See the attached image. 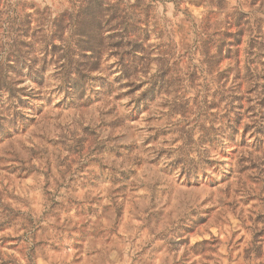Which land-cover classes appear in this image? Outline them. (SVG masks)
Masks as SVG:
<instances>
[{
    "label": "rangeland",
    "instance_id": "rangeland-1",
    "mask_svg": "<svg viewBox=\"0 0 264 264\" xmlns=\"http://www.w3.org/2000/svg\"><path fill=\"white\" fill-rule=\"evenodd\" d=\"M84 1L0 0V64ZM99 1L148 72L128 87L104 59L83 104L62 101L50 66L42 91L9 74L24 103L0 98V264H264V87L235 78H264V0ZM239 30L209 63L206 37ZM151 76L162 87L135 103Z\"/></svg>",
    "mask_w": 264,
    "mask_h": 264
},
{
    "label": "trees",
    "instance_id": "trees-1",
    "mask_svg": "<svg viewBox=\"0 0 264 264\" xmlns=\"http://www.w3.org/2000/svg\"><path fill=\"white\" fill-rule=\"evenodd\" d=\"M108 12V9H103L99 0H86L79 6L75 15L70 14L67 17L64 15L53 21L48 41L42 40L39 43L41 50L32 54L31 51L13 52L11 59H7L5 64H0V98L6 95V105L13 109L15 104L24 103L23 90L15 88L16 83L14 79H10L9 74L15 72L18 78L25 74L33 80L39 91H42L46 82V67L50 66L53 68L52 77L57 84L55 92L62 93V101L72 100L83 104L86 87L94 79H99L96 75L100 73L101 63L110 57L115 59L113 66L117 68L119 78L126 79L127 86L132 87L134 77L138 73L147 74L149 65L145 58L140 56L137 40H130L127 36L125 19L116 18L115 13L110 17ZM26 26L19 25L20 38L25 39ZM216 37L208 36L201 44L204 48L217 50L216 55L208 57L211 64L217 65L222 61L221 55L224 50L225 54H229L232 53L233 47L239 48L245 43L242 30L233 34L224 33L218 39ZM55 40L58 42L57 45L54 43ZM248 43L250 45L243 49L246 58L251 59L254 55L258 57L263 47L259 37L250 39ZM236 53L237 49L234 50V55ZM244 67L245 65L242 71ZM19 68L21 71L17 70ZM252 72L254 70L245 67L244 76L240 80L237 73L235 78L239 88L242 84L246 91H256L264 87V78L262 80L261 77L252 75ZM162 83L161 77L156 79L151 76L145 83L146 88L139 93L134 102L138 103L150 94L158 93ZM135 91L136 89H133L130 94ZM257 94L260 95L258 92Z\"/></svg>",
    "mask_w": 264,
    "mask_h": 264
}]
</instances>
